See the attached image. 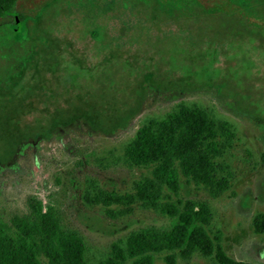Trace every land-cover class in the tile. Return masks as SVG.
<instances>
[{
	"label": "rangeland",
	"instance_id": "1",
	"mask_svg": "<svg viewBox=\"0 0 264 264\" xmlns=\"http://www.w3.org/2000/svg\"><path fill=\"white\" fill-rule=\"evenodd\" d=\"M13 12L0 19V219L26 214L30 198L54 205L89 264L168 226L141 206L108 218L83 194L91 181L130 191L146 173L124 158L137 129L196 105L237 134L223 158L230 185L182 182L181 196L208 206L229 257L264 264L252 224L264 212V0H17ZM177 264L217 263L197 253Z\"/></svg>",
	"mask_w": 264,
	"mask_h": 264
},
{
	"label": "trees",
	"instance_id": "2",
	"mask_svg": "<svg viewBox=\"0 0 264 264\" xmlns=\"http://www.w3.org/2000/svg\"><path fill=\"white\" fill-rule=\"evenodd\" d=\"M16 2L0 0V19L14 13ZM236 142L229 123L217 121L196 105L180 104L164 118L147 119L124 148L126 162L146 173L124 192L91 181L83 200L102 207L111 219L141 206L161 212L169 224L113 242L98 264H156L160 254L164 264H177L179 256L189 259L197 253L212 256L217 264H258L229 257L211 233L208 206L181 196L182 182L215 194L229 189V166L223 158ZM252 224L255 233L264 234V212ZM86 250L81 234L63 224L52 204L30 198L26 214L8 222L0 219V264H89Z\"/></svg>",
	"mask_w": 264,
	"mask_h": 264
},
{
	"label": "flooded vegetation",
	"instance_id": "3",
	"mask_svg": "<svg viewBox=\"0 0 264 264\" xmlns=\"http://www.w3.org/2000/svg\"><path fill=\"white\" fill-rule=\"evenodd\" d=\"M14 19H15V20L18 19L16 15L14 16Z\"/></svg>",
	"mask_w": 264,
	"mask_h": 264
}]
</instances>
